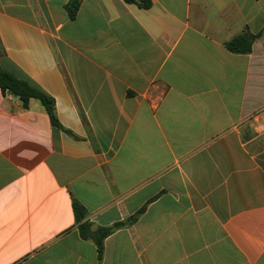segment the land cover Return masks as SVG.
Listing matches in <instances>:
<instances>
[{"label": "crops", "instance_id": "0c3cea01", "mask_svg": "<svg viewBox=\"0 0 264 264\" xmlns=\"http://www.w3.org/2000/svg\"><path fill=\"white\" fill-rule=\"evenodd\" d=\"M0 0V264H264V0ZM133 222L103 241L78 233Z\"/></svg>", "mask_w": 264, "mask_h": 264}, {"label": "trees", "instance_id": "16d2710c", "mask_svg": "<svg viewBox=\"0 0 264 264\" xmlns=\"http://www.w3.org/2000/svg\"><path fill=\"white\" fill-rule=\"evenodd\" d=\"M128 4H136L142 9L151 7V0H123ZM82 0H68L64 6V10L69 20H74L79 10ZM264 35V28L256 35L247 32L236 36L229 42L225 43V48L228 52L237 55H247L251 52L254 41ZM0 91L3 94H9L21 102L24 108L28 107L30 100L38 101L47 113L50 123L55 129H60L55 116L54 100L45 94L38 87L24 79L17 78L11 73L0 69ZM72 212L77 225L79 236L83 240H92L96 245L99 256L102 254L103 241L117 229L133 222L134 219H129L127 222L114 224L110 227L97 228L91 230V225L87 222V212L84 207L76 200H72Z\"/></svg>", "mask_w": 264, "mask_h": 264}, {"label": "built area", "instance_id": "2783aa9c", "mask_svg": "<svg viewBox=\"0 0 264 264\" xmlns=\"http://www.w3.org/2000/svg\"><path fill=\"white\" fill-rule=\"evenodd\" d=\"M260 121V126L264 129V106L255 114Z\"/></svg>", "mask_w": 264, "mask_h": 264}]
</instances>
